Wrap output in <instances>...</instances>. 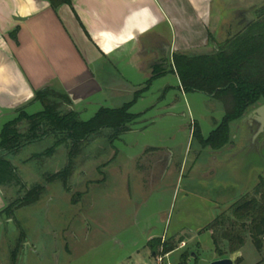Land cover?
I'll return each mask as SVG.
<instances>
[{"label": "crops", "instance_id": "obj_1", "mask_svg": "<svg viewBox=\"0 0 264 264\" xmlns=\"http://www.w3.org/2000/svg\"><path fill=\"white\" fill-rule=\"evenodd\" d=\"M234 1L70 0V4L53 8L48 0H0L2 127L16 118L20 110L32 115L28 110L39 104L33 102L35 93L47 87L64 92L79 117L88 112L93 117L101 108H120L137 91L146 88L129 109L137 116L129 129L108 145L102 135L93 136L74 160L68 180L70 187L72 181H78L77 175L82 176L80 208L86 196L98 193L105 201L117 199V215L112 218L108 210L105 218L110 228L118 229L115 232L120 239H115V244L131 250L127 255L130 260L135 258L127 264L155 261L148 247L152 240L182 238L185 246H190L192 237L186 228L166 233L175 198L181 197V208L185 210L189 203L206 207V192L195 191V186L206 190L217 184L220 169L236 161L238 153L264 142V129L253 117L242 120L245 129L240 132L241 137L234 135L233 124L231 141L220 150L203 148L194 142L195 129L206 140L224 113L206 109V105L212 107L215 102L212 98L188 96L190 93L183 91L173 67L175 53L204 54L216 49L220 36L226 35V28L222 27L229 23L223 20V7ZM254 5L251 1L246 7L234 8L232 19L242 16L249 20V9ZM147 101L148 105L137 111ZM191 102L203 104L206 111L197 113ZM203 121L210 124L207 135L202 130ZM25 127L23 122L18 129ZM45 141L54 143L53 138L41 142ZM67 153L63 144L51 156L40 159H46L43 165H47L59 155L65 166ZM79 161L91 166L97 176L87 179L86 170L79 174ZM54 164L52 161L51 165ZM228 185H233L232 189L242 187L231 176ZM216 205L208 206L211 213L203 219L204 228L216 213L225 211ZM229 206L226 205L227 209ZM3 208L0 200V210ZM85 219L88 229L89 220ZM161 226L162 231H158ZM130 231L132 236L125 238Z\"/></svg>", "mask_w": 264, "mask_h": 264}, {"label": "trees", "instance_id": "obj_2", "mask_svg": "<svg viewBox=\"0 0 264 264\" xmlns=\"http://www.w3.org/2000/svg\"><path fill=\"white\" fill-rule=\"evenodd\" d=\"M48 1L53 8L70 4V0ZM254 12L255 19L248 20L244 29L234 37L218 43L212 53H175L172 57L183 91L205 95L222 107L224 116L206 140L201 138L198 129L193 132L194 142L203 148L220 150L225 147L231 141V126L264 105V4ZM145 89L137 91L133 99L120 108H101L88 121L79 119L64 92L50 87L37 91L33 102L41 105V111L28 115L20 110L16 118L1 129L0 183L10 182L15 177L10 163L13 156L30 145L53 138L54 143L34 157H49L56 147L66 145L67 164L57 173L46 174L44 181L45 184L60 182L68 189L73 162L82 154L86 142L95 135H102L108 144L116 141L137 118L129 109ZM23 122L27 128L22 133L18 126ZM44 191V185H35L21 200L9 203L0 215L12 216L18 207L37 202ZM203 231L210 234L213 252L219 260L237 254L248 239L260 252L264 246V180L260 179L251 193L237 200L226 212L216 213ZM181 242L182 238L164 242L157 239L150 241L148 247L156 257L172 253ZM18 245L11 254L13 264ZM187 256L183 253L178 264H186ZM234 262L240 264L239 259Z\"/></svg>", "mask_w": 264, "mask_h": 264}, {"label": "rangeland", "instance_id": "obj_3", "mask_svg": "<svg viewBox=\"0 0 264 264\" xmlns=\"http://www.w3.org/2000/svg\"><path fill=\"white\" fill-rule=\"evenodd\" d=\"M251 1H254L255 5L251 10L249 9V12L255 19L254 11L264 4L261 0H243L242 4L236 0L234 4L223 7V20H228L229 23L222 27L226 28L224 29L226 35L220 36V43L234 37L244 29L243 17L237 16L236 18L234 16L235 19H232V11L236 7H246V3ZM205 53H211V51L207 50ZM188 96L205 95L190 93ZM148 103L149 101L144 105H139L137 111H142ZM212 104V107L205 104L206 109L222 110L217 101ZM190 105L199 114L206 111L203 104H192L191 102ZM41 109L40 104H37L30 108L28 113L33 114ZM90 113L88 112L87 115L81 116L79 119L82 121L90 119L92 117ZM241 122L236 123L235 127L233 126L234 135L238 134V137H241L240 132L245 129V125ZM201 123L203 133L207 135L210 124L208 121ZM237 126L240 127L239 131L236 130ZM26 128L18 130L23 133ZM1 129L2 124H0V132ZM106 144L108 145V143ZM51 145V141L38 142L21 150L10 160L14 169V179L7 183H0V200L3 202L4 208L9 203L21 200L25 193L35 185H44L45 187L44 193L37 202L18 207L10 217L5 214L0 215V264H13L11 254L16 249L17 243L19 245L14 264H127L130 261L133 263L134 256L131 260L127 256H130L131 250L120 249V246L115 244V239H120L116 236L118 229L110 228L108 219L105 218V212L108 210H110L108 213L110 212L112 218L117 215L118 206L115 201L117 199L105 201L102 198V193H98L95 196H86L80 208L79 197L84 189L83 184L80 185L83 180L82 176L77 175L78 181H72L70 187L67 185L68 189L63 188L60 182L45 184L43 174H51L55 169H63L65 160H59V155H56L55 158L50 159V164L43 165L46 156L43 159L35 157L31 159L30 157L43 153ZM249 149L244 153H238L236 161L228 162L225 165L227 167L218 171L217 184H211L206 190L195 186V191L206 192V207L193 206L192 203H189L190 207L185 210L181 208L183 202L181 197L175 198L171 223H168L166 233L172 232L174 228L184 227L190 232L192 242L190 246L186 245L183 248L178 246L179 250L165 259L164 264H178L183 253L188 255L186 264H210L214 260H218L213 252L209 233L203 231V219L210 215L211 212L207 208L212 203H216L217 208L226 212V205L231 206L241 197L251 193L258 181L264 180V142L254 148L249 147ZM28 158L30 160L26 163L25 160ZM52 161H55L54 165H51ZM90 167L79 161L78 173L86 170L89 172L87 179L96 177L97 174ZM230 176L242 184L241 189L247 190L236 189V187L232 189L233 185H228ZM183 184L185 185V182ZM92 201V205H88V202ZM111 217L110 220H112ZM85 218L89 220L88 229H86ZM89 227H91L90 230ZM163 227L158 228V231H162ZM116 230L117 232H115ZM132 234L133 231L128 232L125 238ZM230 259L233 261L239 259L240 264H264V246L258 252L248 239L238 254L231 256ZM141 263L156 264L154 260L148 262L142 260Z\"/></svg>", "mask_w": 264, "mask_h": 264}, {"label": "water", "instance_id": "obj_4", "mask_svg": "<svg viewBox=\"0 0 264 264\" xmlns=\"http://www.w3.org/2000/svg\"><path fill=\"white\" fill-rule=\"evenodd\" d=\"M249 20H253V17L248 13ZM247 118H255L259 123L260 127L264 129V105L254 109L251 113H249ZM210 264H236L232 259L227 258V259H218L214 260Z\"/></svg>", "mask_w": 264, "mask_h": 264}, {"label": "built area", "instance_id": "obj_5", "mask_svg": "<svg viewBox=\"0 0 264 264\" xmlns=\"http://www.w3.org/2000/svg\"><path fill=\"white\" fill-rule=\"evenodd\" d=\"M179 246H180V248H183V247H185V243H184V242H181ZM161 251H162V250H160V252H161ZM168 255H169V254H166V255L160 254V255L156 256V257L154 258L156 264H164L165 259H167ZM166 264H168V263H166Z\"/></svg>", "mask_w": 264, "mask_h": 264}, {"label": "flooded vegetation", "instance_id": "obj_6", "mask_svg": "<svg viewBox=\"0 0 264 264\" xmlns=\"http://www.w3.org/2000/svg\"><path fill=\"white\" fill-rule=\"evenodd\" d=\"M245 25L248 23V18L244 17Z\"/></svg>", "mask_w": 264, "mask_h": 264}]
</instances>
